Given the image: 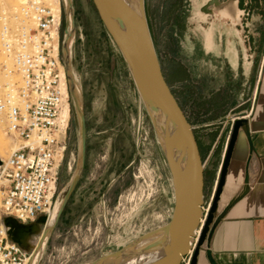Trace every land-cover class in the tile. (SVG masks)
Wrapping results in <instances>:
<instances>
[{
  "label": "rangeland",
  "instance_id": "obj_1",
  "mask_svg": "<svg viewBox=\"0 0 264 264\" xmlns=\"http://www.w3.org/2000/svg\"><path fill=\"white\" fill-rule=\"evenodd\" d=\"M59 1L63 17L60 54L64 64L61 41L67 23L63 0ZM203 1L144 0V6L164 76L198 140L204 163L205 210L214 190L231 130L232 120L225 114L230 117L241 114L239 109L243 103H238L244 97L246 85L254 77V67L251 64L246 66L245 37L241 34L243 31H238L239 25L231 23L228 18L206 21L207 15L199 16L196 10ZM238 3L243 10L240 16L242 22L246 23L244 27L264 30V0H239ZM72 4L70 67L85 114V157L77 184L50 230L36 264H79L93 260L167 221L173 206L168 167L127 66L103 25L93 1L72 0ZM50 5L56 7L57 1ZM198 17L206 21L211 37L214 38L215 28L220 27L222 30H219L224 31L225 51L233 47L236 53L239 49L242 53V72L237 77L241 82L239 88L223 106L211 112H207L208 107L200 104L201 101L197 103L198 90L192 86L195 70H200V67L198 64L192 66L189 62L188 69H185L179 64L181 59L189 55L193 41L200 45L205 33L207 37L208 31L205 32L204 27L197 23ZM228 69L231 75L235 71L232 66ZM230 99H233L231 103ZM194 101L197 107L193 106ZM196 119H199L198 124ZM3 127L2 121L0 131L5 137L6 147L3 145L2 151L0 145L1 159L7 157L13 144L3 132ZM239 146L240 137L234 145L219 205L244 178L238 165ZM78 151V123L70 95L65 148L51 211H54L66 191L77 165ZM47 219L48 216L40 224V230L32 232L27 238L31 253L37 250L34 249Z\"/></svg>",
  "mask_w": 264,
  "mask_h": 264
},
{
  "label": "water",
  "instance_id": "obj_2",
  "mask_svg": "<svg viewBox=\"0 0 264 264\" xmlns=\"http://www.w3.org/2000/svg\"><path fill=\"white\" fill-rule=\"evenodd\" d=\"M92 1L127 66L138 96L150 119L156 140L168 167L173 192V206L170 217L164 223L140 233L114 250L79 264H180L181 256L190 249H192V253L188 264H195L201 245L208 239L218 220V201L234 145L240 132L244 133L248 141L249 154L251 153L252 143L248 120L245 116H237L232 121L214 190L204 213V163L193 126L187 119L162 71L148 26L144 0ZM238 1L204 0L199 6L198 13L204 15L209 13L219 19L228 18L231 23L238 24V31L242 32L246 23L242 22L240 17L239 13H242L243 10L239 8ZM63 3L67 26L61 41V49L63 61L69 73L67 83L78 123V161L60 200L53 223L48 226L45 224L42 228L38 245L34 249L39 248V251L33 264H36L50 230L77 184L85 157V114L80 91L70 67L73 4L72 0H63ZM230 6L232 9L230 13L220 11V9L223 10ZM229 44L232 45L231 42ZM230 49L236 53L235 48L231 47ZM249 157L250 155L247 159ZM247 188L248 171L245 168L243 185L230 202L236 200ZM202 216L204 221L200 223ZM44 218V215H40L34 221L21 223L15 217L6 215L3 220L9 225L10 237L17 240L23 247L29 248V241L24 242L21 239V233L32 224L37 225L36 230H40V224L44 222ZM32 232L29 233L28 239ZM34 252L32 251L30 260Z\"/></svg>",
  "mask_w": 264,
  "mask_h": 264
},
{
  "label": "built area",
  "instance_id": "obj_3",
  "mask_svg": "<svg viewBox=\"0 0 264 264\" xmlns=\"http://www.w3.org/2000/svg\"><path fill=\"white\" fill-rule=\"evenodd\" d=\"M3 18L0 115L14 147L0 163V264H28L30 248L10 237L3 217L11 215L21 223L46 217L57 192L68 126H61L60 114L64 104L70 107L60 54V1L56 9L44 0H27L14 24ZM191 253L180 262L188 264Z\"/></svg>",
  "mask_w": 264,
  "mask_h": 264
},
{
  "label": "crops",
  "instance_id": "obj_4",
  "mask_svg": "<svg viewBox=\"0 0 264 264\" xmlns=\"http://www.w3.org/2000/svg\"><path fill=\"white\" fill-rule=\"evenodd\" d=\"M243 32L246 66L252 61L255 64L254 77L246 85L240 102L243 107L239 109L242 111L239 115L248 120L252 143L249 154L248 141L244 133L240 132L238 165L241 176L247 168L248 188L230 202L243 185L241 179L221 205L218 201V220L208 239L201 245L195 264H264V30L245 28ZM211 42L208 30L206 44H212L211 48L218 53L219 44L215 40ZM225 54H228L230 65L235 67L237 53L229 48ZM196 121L198 124L199 119Z\"/></svg>",
  "mask_w": 264,
  "mask_h": 264
},
{
  "label": "flooded vegetation",
  "instance_id": "obj_5",
  "mask_svg": "<svg viewBox=\"0 0 264 264\" xmlns=\"http://www.w3.org/2000/svg\"><path fill=\"white\" fill-rule=\"evenodd\" d=\"M223 1V0H220ZM239 2V1H238ZM201 5V3H200ZM196 7L197 14H199V6ZM238 6L240 4L238 3ZM210 7V6H209ZM240 15L242 13H239ZM206 21H209L210 19L216 20L214 15H211L209 13L205 14ZM197 16V15H195ZM241 17V16H240ZM198 17V22L202 27H204L205 32L208 31L206 21H202V18ZM206 27V28H205ZM239 29V26H237ZM220 27L215 29L214 38L211 37V40L213 43L215 40V43L219 44L220 51L217 53L212 49V44L209 46L206 44V33L204 36V39L198 44L197 41H193L191 43V47L189 50V55H186V59L180 60V65L182 68L188 69L187 65L189 62L190 64H198V67H200V70L197 68L195 71V78H192L193 75L190 72V76L193 80L192 86L196 88V90H199L201 93L198 94L199 96L197 99V103L199 104H205V106L208 107L207 112H211L213 109H219L220 106H223L230 98V95L239 88L240 85V79L237 78L239 74L242 72V53L241 50L237 52V63L235 68V71L232 73L229 71L228 67L231 66L227 56L225 54V33L224 31H220ZM222 30V29H221ZM214 31V30H213ZM241 33V32H240ZM243 34V33H241ZM239 48H241L239 46ZM254 62L252 61L251 66L254 67L252 71L255 73V66ZM233 68V67H232ZM199 70V71H197ZM254 76V75H253ZM194 101L192 104L195 105ZM241 102V101H240ZM238 103L241 105V103ZM198 106V105H197ZM196 106V107H197ZM194 107V108H196ZM210 107V108H209ZM228 119H230V116L225 114ZM241 116V115H238ZM237 117V116H236ZM232 125V122L231 124ZM218 126V125H217ZM197 140V138H196ZM198 141V140H197Z\"/></svg>",
  "mask_w": 264,
  "mask_h": 264
},
{
  "label": "bare ground",
  "instance_id": "obj_6",
  "mask_svg": "<svg viewBox=\"0 0 264 264\" xmlns=\"http://www.w3.org/2000/svg\"><path fill=\"white\" fill-rule=\"evenodd\" d=\"M47 1H49L50 4H53V2L55 0H47ZM56 1H57V6L54 7V8L57 9L59 7V0H56ZM26 2H27V0H0V13H2L0 15V25L2 24V18L4 17V15H5V19H6L7 22H9L11 25L14 24L15 23V18H14L15 13ZM220 11L222 13H230V11H232V9H231V6H230V7H226L223 10L220 9ZM7 17H9V20L7 19ZM1 54L3 55V53L0 51V55ZM6 62H7L8 65L12 64V61L9 58L6 59ZM63 69H64V74L66 76V79L69 80L68 79V77H69L68 69L64 66V64H63ZM60 115H61V122L60 123H61V126L63 127V126H65L68 123V118H69V105L67 103L63 105V108L61 110V114ZM0 122L2 123V117H0ZM5 144H6L5 137L2 135V133L0 131V145H1L2 151H4V148H3L4 146L3 145H5ZM5 147H6V145H5ZM13 147H14V144H12V148ZM59 204H60V202L57 204V206L55 207L54 211L50 210L46 225H48L49 223H53L52 221L55 218L56 212H57V210L59 208ZM206 210H207V208H205V210H203L204 213H205ZM203 221H204V217L202 216L201 219H200V223L203 222ZM36 228H37V225H34V224L29 225L24 231H22L21 239L24 242H27V238H28L29 233L32 232V231H35ZM196 231L198 233L199 228ZM38 251H39V248L36 250V252H34V254L32 256V261L30 262L31 264H33V262H34V260H35V258L37 256V252Z\"/></svg>",
  "mask_w": 264,
  "mask_h": 264
},
{
  "label": "trees",
  "instance_id": "obj_7",
  "mask_svg": "<svg viewBox=\"0 0 264 264\" xmlns=\"http://www.w3.org/2000/svg\"><path fill=\"white\" fill-rule=\"evenodd\" d=\"M62 20H63V17H62Z\"/></svg>",
  "mask_w": 264,
  "mask_h": 264
}]
</instances>
